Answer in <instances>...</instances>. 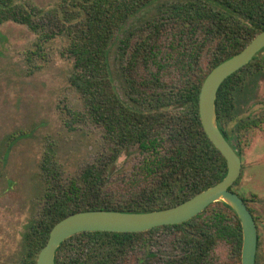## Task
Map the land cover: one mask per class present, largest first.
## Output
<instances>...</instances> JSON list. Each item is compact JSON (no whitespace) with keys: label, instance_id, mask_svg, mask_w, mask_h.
Masks as SVG:
<instances>
[{"label":"trees","instance_id":"obj_1","mask_svg":"<svg viewBox=\"0 0 264 264\" xmlns=\"http://www.w3.org/2000/svg\"><path fill=\"white\" fill-rule=\"evenodd\" d=\"M147 9L165 15L153 20L150 35L131 52L128 73L124 74L126 101L115 84L111 51L117 38L124 35L119 38V48L128 53L136 29L129 30L127 23ZM11 21L27 26L37 35L32 54L58 39L66 42L63 54L73 63L69 83L82 104L81 110L70 111L72 121L87 117L101 127L106 142V151L92 165L70 177H65L57 166L56 148L47 145L31 200L35 215L23 231L17 264H37L53 227L71 214L170 208L227 175V160L202 124L201 88L216 66L241 52L264 31V0H62L52 8L0 0V25ZM164 37L172 60L169 63L180 78L172 99L160 91L165 88L159 76ZM209 49L212 51L207 67L202 60ZM263 51L220 87L216 100L219 124L222 119L229 123L236 119L244 100L264 76ZM149 64L159 67L157 73L140 76L138 67L148 69ZM72 121L65 122L70 130L74 129ZM262 124L264 114L246 116L236 123V129L239 133ZM220 129L231 142L232 132L221 125ZM133 146L144 155L137 177L126 192H112L109 175L122 154ZM240 179L232 191L243 198L258 223L248 200L235 189ZM160 232L175 235L180 254L160 255L152 250ZM137 242L146 252L140 264H151L154 258H161L162 264H218L215 251L223 242L231 245L234 262L242 264V223L224 202L211 204L184 223L145 232L76 234L58 249L56 264H117L129 256Z\"/></svg>","mask_w":264,"mask_h":264},{"label":"rangeland","instance_id":"obj_2","mask_svg":"<svg viewBox=\"0 0 264 264\" xmlns=\"http://www.w3.org/2000/svg\"><path fill=\"white\" fill-rule=\"evenodd\" d=\"M17 1L52 8L62 0ZM160 13L156 9H147L127 23L129 30L136 29L127 54L119 48V38L124 35H120L112 47L111 67L115 84L126 101L129 100L124 89V74L128 73L131 52L150 35L154 29L153 20L164 17L165 12ZM36 41L37 35L25 25L13 21L0 25V264L20 261L22 234L35 215L31 200L47 145L56 148L57 166L65 177L79 174L106 151L101 127L87 117H81L78 123L72 121L70 111L81 110L82 104L69 83L73 63L63 54L66 42L58 39L40 53L32 54ZM163 46L160 54L163 69L159 76L165 88L160 91L167 99H172L178 92L180 78L169 63L172 60L168 55L166 37ZM211 51L209 49L203 57V66L210 64ZM158 70V66L149 64L148 69L138 67V74L151 77ZM252 89L229 128L234 129L241 118L264 114V76ZM65 120L73 122V130L65 125ZM235 143L243 161L241 179L235 189L248 200L258 220L257 264H264V124L240 131ZM143 158L137 146L123 153L109 175V190L126 192L137 177ZM175 238L170 232H160L152 250L160 255L180 254L181 248ZM145 254V249L137 242L129 256L117 264H140ZM215 257L218 264H236L231 245L225 242L218 246ZM151 264H162V260L151 259Z\"/></svg>","mask_w":264,"mask_h":264},{"label":"water","instance_id":"obj_3","mask_svg":"<svg viewBox=\"0 0 264 264\" xmlns=\"http://www.w3.org/2000/svg\"><path fill=\"white\" fill-rule=\"evenodd\" d=\"M264 49V31L238 54L216 66L206 77L200 93L199 109L205 132L227 160L228 172L223 180L186 201L151 212H121L108 210L81 211L59 221L51 230L37 264H56V254L62 243L82 232H145L165 225L181 224L205 211L211 204L224 202L238 215L243 228L242 264H256L259 233L255 217L246 202L232 187L242 174L243 162L220 129L216 100L222 84L249 64Z\"/></svg>","mask_w":264,"mask_h":264},{"label":"flooded vegetation","instance_id":"obj_4","mask_svg":"<svg viewBox=\"0 0 264 264\" xmlns=\"http://www.w3.org/2000/svg\"><path fill=\"white\" fill-rule=\"evenodd\" d=\"M221 125V128L222 129H224V130H226V131H231L232 132V139H231V144H232V146L234 147V149L237 151V153H241L240 152V150H239V148H238V146H237V144L235 143V142H237V140H238V131H237V129H236V127L234 128V129H231V128H229V122H226V121H224L223 119L221 120V122H220V124H219V126ZM240 157H241V159H242V156H241V154H238ZM243 162V161H242Z\"/></svg>","mask_w":264,"mask_h":264}]
</instances>
